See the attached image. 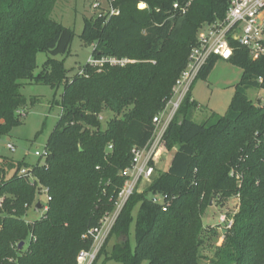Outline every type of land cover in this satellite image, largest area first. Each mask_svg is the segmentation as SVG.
<instances>
[{
	"label": "trees",
	"instance_id": "obj_1",
	"mask_svg": "<svg viewBox=\"0 0 264 264\" xmlns=\"http://www.w3.org/2000/svg\"><path fill=\"white\" fill-rule=\"evenodd\" d=\"M188 1L116 0L119 15L85 17L80 38L94 47V60L134 62L87 64L69 78L55 57L69 54L76 33L53 19L58 0H0V137L27 115L20 114L29 102L22 93L26 84L63 89L59 121L44 147L49 156L34 165L8 158L0 165V264H77L78 254L91 249L89 232L115 210L132 150L153 140V120L173 97L199 30L222 22L230 5L193 0L185 15L177 14L174 4ZM230 44V61L242 76L227 112L196 123L198 104L188 93L164 136L170 149L177 147L171 164L130 197L98 258L106 253L105 262L121 264H264V106L247 96L249 89H261L256 80L264 77V58L253 60L246 48ZM41 52L50 57L36 74ZM219 60L212 57L199 76L207 79ZM107 112L112 117L102 126ZM23 167L35 183L18 175ZM5 171L15 172L4 180ZM39 185L51 200L41 217L28 222ZM151 194L164 196L165 204L154 203ZM233 197L239 207L232 226L222 244L209 247L204 210ZM113 236L117 241L106 252ZM204 247L211 257L202 254Z\"/></svg>",
	"mask_w": 264,
	"mask_h": 264
},
{
	"label": "rangeland",
	"instance_id": "obj_2",
	"mask_svg": "<svg viewBox=\"0 0 264 264\" xmlns=\"http://www.w3.org/2000/svg\"><path fill=\"white\" fill-rule=\"evenodd\" d=\"M102 2L105 6L104 0H58L52 17L56 21L63 24L65 27L71 28L75 31L76 37L71 45L70 52L66 56H57L55 59L62 60L65 68L68 70V77L72 78L80 72L81 68L90 64L93 60L94 47L85 44L80 35L84 26V18L97 17L98 12L91 8L93 2ZM174 17V16H173ZM50 56L47 53L37 54V69L38 74ZM134 62V61H129ZM128 62V63H129ZM242 76V69L231 61L219 60L211 70L207 79L198 76L191 88L192 99L196 101L198 106L194 109L192 119L196 123H204L211 119L215 114L218 116L224 115L232 101L235 93V88L240 82ZM63 89H52L44 85L26 84L22 89L23 95L28 99L26 108L22 111L27 113L23 117L22 124L11 130L9 136L0 137V165L3 164L5 158L15 161L25 162L31 165L37 163L39 158L35 157V150H43L50 134L55 129L62 111L60 106L62 102ZM247 96L250 100L256 103H264V90L259 88H251L247 91ZM34 100V104L30 103V99ZM111 113H104L101 115L102 126L106 125ZM212 118L211 121H214ZM8 143H13L16 150L12 152L7 148ZM163 155L155 164V172L153 176L158 173L165 172L169 165L173 152L177 147L170 149L167 143L162 140ZM170 158V159H169ZM169 160V161H168ZM15 171H5L2 178L8 180L14 175ZM151 180L142 181L136 189V192H143L151 183ZM4 198L2 196L0 199ZM45 202V194L38 195L36 202ZM239 199L233 197L228 201L219 202L215 200L205 208L203 214V225L206 244L209 247L213 245L219 246L224 241L223 230H225L228 221L238 211ZM42 212H37L34 205L29 209L27 217L28 222L34 221L41 217ZM225 217L227 222L221 223V218ZM231 221V220H230ZM217 232L213 236V231ZM221 239H223L221 241ZM117 239L113 236L106 245V252H110ZM131 248L135 247L134 225L131 227L130 233ZM104 247V246H103ZM202 254L209 258L212 256L211 249L204 247ZM106 253H103L94 264H121L115 261L105 262ZM143 264H147L146 262ZM201 264H209L207 259H203Z\"/></svg>",
	"mask_w": 264,
	"mask_h": 264
},
{
	"label": "built area",
	"instance_id": "obj_3",
	"mask_svg": "<svg viewBox=\"0 0 264 264\" xmlns=\"http://www.w3.org/2000/svg\"><path fill=\"white\" fill-rule=\"evenodd\" d=\"M192 1L189 0L185 5L175 3L173 8L177 14L185 15ZM115 2L116 0H104L105 6H102V2L95 1L92 3L91 8L98 12V17H103L106 20L120 14V10L115 7ZM230 40L246 48L253 60L264 58V0H230L229 9L222 22L206 24L199 30L197 45L191 50L188 65L174 87L173 97L168 102L166 109L153 120L155 126L153 140L146 148H133V162L131 167L124 173L128 179L119 193L115 210L102 219L100 227L89 232L94 238V243L90 250H83L78 254L77 264H94L96 262L125 204L142 181L151 180L153 177L155 164L163 155L162 140L169 124L191 91L202 69L212 57L224 61H230L233 57L234 49L230 44ZM128 62L129 60L104 58L102 60L93 59L90 61V65L102 66L109 63L123 66ZM256 82L264 90V77H259ZM259 104L264 106L263 102ZM20 114L24 116L23 111ZM7 148L12 152L16 150L13 143H8ZM109 149L111 150L112 147H109ZM34 155L45 160L49 156V152L45 148L43 150L37 149L34 151ZM18 175L28 176L29 180L35 183V178L26 167L21 168ZM38 188L40 190L39 195L45 194L46 196L44 203L39 201L43 205L41 210L36 208L39 202L35 201L34 204L37 212H42V216L48 210V203L51 198L48 196L47 188L40 185ZM149 198L156 204H165V197L160 194H151ZM2 206L3 198L0 199V209ZM230 220L225 230L231 228L232 220ZM225 222H227L226 218L222 217L221 223ZM9 261L13 262V259Z\"/></svg>",
	"mask_w": 264,
	"mask_h": 264
},
{
	"label": "water",
	"instance_id": "obj_4",
	"mask_svg": "<svg viewBox=\"0 0 264 264\" xmlns=\"http://www.w3.org/2000/svg\"><path fill=\"white\" fill-rule=\"evenodd\" d=\"M36 208H37L38 210H41V209L43 208V205L39 202V203L36 205ZM226 233H227V230H223V234H226ZM24 245H25V243H24V242H21V243L19 244V249H21Z\"/></svg>",
	"mask_w": 264,
	"mask_h": 264
},
{
	"label": "crops",
	"instance_id": "obj_5",
	"mask_svg": "<svg viewBox=\"0 0 264 264\" xmlns=\"http://www.w3.org/2000/svg\"><path fill=\"white\" fill-rule=\"evenodd\" d=\"M194 101H195V100H194ZM175 152H176V150H175V151L173 152V154L170 156L171 159L169 158L171 161H172V159H173V157H174ZM168 161H169V160H168ZM171 161H170V162H171ZM170 164H171V163H170Z\"/></svg>",
	"mask_w": 264,
	"mask_h": 264
},
{
	"label": "snow or ice",
	"instance_id": "obj_6",
	"mask_svg": "<svg viewBox=\"0 0 264 264\" xmlns=\"http://www.w3.org/2000/svg\"><path fill=\"white\" fill-rule=\"evenodd\" d=\"M141 7H143V5H141Z\"/></svg>",
	"mask_w": 264,
	"mask_h": 264
}]
</instances>
